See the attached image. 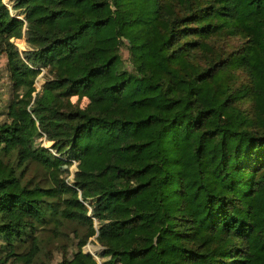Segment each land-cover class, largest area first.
I'll list each match as a JSON object with an SVG mask.
<instances>
[{
  "label": "trees",
  "instance_id": "1",
  "mask_svg": "<svg viewBox=\"0 0 264 264\" xmlns=\"http://www.w3.org/2000/svg\"><path fill=\"white\" fill-rule=\"evenodd\" d=\"M1 55L0 264H264V0H0Z\"/></svg>",
  "mask_w": 264,
  "mask_h": 264
},
{
  "label": "rangeland",
  "instance_id": "2",
  "mask_svg": "<svg viewBox=\"0 0 264 264\" xmlns=\"http://www.w3.org/2000/svg\"><path fill=\"white\" fill-rule=\"evenodd\" d=\"M10 8V7H9ZM13 14V11H11ZM23 40V39H22ZM17 47L20 50H23L25 45L24 41L15 40ZM237 43L235 39L229 40L228 44L234 46ZM123 55H126L125 51ZM46 77H48L47 70L45 68L39 73L34 83L36 89H39L41 85L44 83ZM16 93L13 91L11 87V82L8 77V71L6 68V58L1 55L0 56V119L5 120L6 118V109L9 102L13 99ZM73 101L75 98H72ZM83 104V102H81ZM45 145H49L48 142H45ZM77 162L73 161L71 166L69 167L70 177L76 172ZM41 169L37 165H30L28 168L25 178L35 176V179H41ZM42 184H48V180L44 181ZM85 233V228L81 225H73V224H64L58 230H53L52 226H49L45 231L41 233L39 238V246L40 250L38 255L36 256L33 264H58L63 257H70L72 253L76 249V243L78 242V238L76 234L82 236ZM99 245L94 237L89 239V242L83 247L84 251H87L88 246ZM96 248V247H95ZM97 251L93 253V255L97 258ZM1 257H4V253H0ZM4 260V259H3ZM4 264H20L12 261V259H8Z\"/></svg>",
  "mask_w": 264,
  "mask_h": 264
},
{
  "label": "water",
  "instance_id": "3",
  "mask_svg": "<svg viewBox=\"0 0 264 264\" xmlns=\"http://www.w3.org/2000/svg\"><path fill=\"white\" fill-rule=\"evenodd\" d=\"M21 41L23 42L24 40H21ZM99 249H100L99 247H96V249H95V250L97 251V250H99ZM85 252H87V253H90V254H92V255H93V253H92V252H90L89 250H87V251H85Z\"/></svg>",
  "mask_w": 264,
  "mask_h": 264
}]
</instances>
